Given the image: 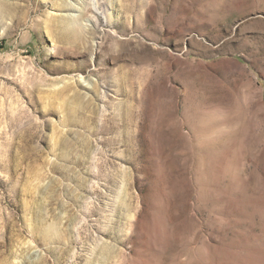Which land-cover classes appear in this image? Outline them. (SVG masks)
Wrapping results in <instances>:
<instances>
[{"label":"rangeland","instance_id":"rangeland-1","mask_svg":"<svg viewBox=\"0 0 264 264\" xmlns=\"http://www.w3.org/2000/svg\"><path fill=\"white\" fill-rule=\"evenodd\" d=\"M0 264H264V0H0Z\"/></svg>","mask_w":264,"mask_h":264}]
</instances>
